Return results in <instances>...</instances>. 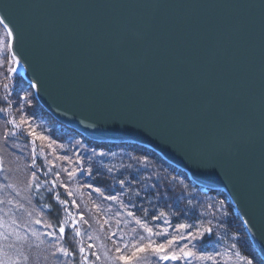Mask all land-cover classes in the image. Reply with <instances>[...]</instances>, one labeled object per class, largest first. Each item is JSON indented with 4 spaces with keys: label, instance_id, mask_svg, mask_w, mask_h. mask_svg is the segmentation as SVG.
Wrapping results in <instances>:
<instances>
[{
    "label": "water",
    "instance_id": "obj_1",
    "mask_svg": "<svg viewBox=\"0 0 264 264\" xmlns=\"http://www.w3.org/2000/svg\"><path fill=\"white\" fill-rule=\"evenodd\" d=\"M0 15L55 120L226 194L264 262V0H0Z\"/></svg>",
    "mask_w": 264,
    "mask_h": 264
},
{
    "label": "trees",
    "instance_id": "obj_2",
    "mask_svg": "<svg viewBox=\"0 0 264 264\" xmlns=\"http://www.w3.org/2000/svg\"><path fill=\"white\" fill-rule=\"evenodd\" d=\"M7 39L5 30L0 25V47L5 46ZM0 60L3 61L0 63V109H5L4 112H0V149L4 147L6 151L13 152L11 154L14 156L17 152L21 161L23 159L28 163L30 177L32 172H36L38 181L34 182L31 178L30 182L33 205L47 217L55 235L60 236L59 228L66 227L59 241L63 247L73 253L66 256L69 264H81L83 255H86L80 252L81 247L86 249L90 261L94 264H122L113 259L120 254L116 251L118 247L125 250L124 246L128 245L126 251H131L133 244L148 242L149 233L141 227V224H147L153 229L151 240L159 244L178 235L180 230L176 225L181 223L192 225L191 229L184 231L185 237L188 232L195 231L202 225L211 226L213 233L207 235L204 240H178L177 244L173 245V249L185 243L189 247L194 244L196 252L211 254L215 256V260L193 258L191 261H165L149 251L147 252L149 264H246V261L235 255L236 252L247 257L253 264H264L226 194L197 186L186 173L166 162L159 154L147 147L129 143H98L81 136L75 130L55 120L38 103L33 88L20 74L8 72L11 61L7 51ZM5 85H8L7 89ZM25 94H28L31 103L23 100ZM22 116L31 117L30 120H42L46 126L47 136L56 141L54 156H68L74 163L60 159L61 169L56 165L57 168L53 169L56 170L55 173L50 174L49 177L45 176L48 172L46 170L41 169V172L34 170L31 166V158H28L24 151L16 149L17 142L30 143L31 138L15 134L8 136L7 140L3 139L6 133L13 131L10 121L20 120ZM77 141L80 143L77 144ZM51 156L53 155L48 157ZM73 168L79 169L81 173L70 182L77 181L84 194V204L87 206L84 219L87 223L82 222L80 235H76V231L71 230L72 228H68L64 223L66 219H70L71 213L65 214L57 199L62 196L63 191H70V183L66 180L69 175L65 169L71 171ZM89 168L92 169L91 174L87 171ZM50 181L52 183L56 181V187L50 184ZM37 182L41 185L39 189L36 187ZM89 184L93 187H87ZM95 188H100L103 195L96 192ZM108 196H116L118 200L107 199ZM161 213L164 215L161 216ZM108 216L112 220L110 224H108ZM118 216L124 217L127 221L117 222ZM155 217L160 218L155 219ZM137 220L141 224H138ZM91 223L103 227L97 228V232L104 242V248L91 241L93 231ZM110 225L122 230L124 237L118 235L114 237ZM165 229H167L166 233ZM141 237L146 239L141 241ZM233 244L236 248L232 247Z\"/></svg>",
    "mask_w": 264,
    "mask_h": 264
},
{
    "label": "rangeland",
    "instance_id": "obj_3",
    "mask_svg": "<svg viewBox=\"0 0 264 264\" xmlns=\"http://www.w3.org/2000/svg\"><path fill=\"white\" fill-rule=\"evenodd\" d=\"M11 66L16 67V65ZM16 73L21 75L17 70ZM28 118L29 120L31 119V117ZM30 122L38 133L47 136V132H45L46 126L42 120L32 119ZM11 129L16 132V135L21 134V137L28 136L31 138L30 143L23 142L21 145L17 142L16 149L18 150L19 148L20 151L25 152L28 158H31V166L34 170H38L39 172H41V169L46 170L48 172H46L45 176L49 177L50 174L55 173L56 170L53 171V169H56L57 166L61 169V165L59 164L61 160L54 156L52 150L47 147V141L42 142L37 140L35 144H33L32 137L28 135L26 125L22 130H16L14 126ZM42 145L43 148L41 147ZM33 148L36 150L35 156L33 155ZM11 153L6 151L4 147L0 149V157H3L4 160L3 170H0V260H7L11 262V264H69L66 256L61 255L52 247L53 243L57 246H62L61 241H54L53 237L42 235L49 231L54 232V229L53 227L46 228L44 226L45 223H48L47 217L33 205L34 202L30 193L31 177L28 163L23 159L21 161L17 152L15 156ZM49 155L53 156L48 157ZM34 161L35 166H33ZM49 161L51 165H49ZM77 172V174L81 173L80 170ZM77 174L74 177L68 176V178H66L70 183V191L72 187V196H69L68 192L63 191L62 196L57 199H59V202L62 198L67 200V204L60 203L65 214L71 213L70 219H66V226L75 231L73 228V224L75 223V228L79 229L80 233H82L81 228H83V221L80 220V214H83L85 219L87 206L84 204V194L77 181H73V183L70 182L76 178ZM65 182L66 181H64V183ZM50 184L56 187V183L50 181ZM73 201H75V203H73ZM107 219L109 221L108 224H110V221H112L111 218L108 216ZM36 220H40L41 222L37 224ZM121 221L124 222L127 220L124 219V217L118 216L117 222ZM110 226L112 228V233H114V237L116 235L124 237L122 230H117V227ZM91 228H93L91 232V241L93 244L98 243L99 247L101 246L104 248V242L101 241L97 232V228L103 227L91 223ZM33 233H36V235H33ZM82 254H86L88 261H90V256L86 249ZM147 256V253L143 254L144 258L140 261V264H149ZM84 264H87V262H84Z\"/></svg>",
    "mask_w": 264,
    "mask_h": 264
},
{
    "label": "snow or ice",
    "instance_id": "obj_4",
    "mask_svg": "<svg viewBox=\"0 0 264 264\" xmlns=\"http://www.w3.org/2000/svg\"><path fill=\"white\" fill-rule=\"evenodd\" d=\"M0 25L3 26V28L5 30V35L8 38L6 45L4 47H0V57H3L4 53L7 51L8 55L10 56L11 65H19L21 63V56L15 50V40H16L15 28L10 24V22H8L6 20V18L3 15H0ZM2 62L3 61L0 60V63H2ZM11 65L8 67V72L9 73H15L16 68L12 67ZM31 87H36V85L33 84V85H31ZM5 88L7 89L8 85H5ZM23 100L28 102V103H31V101L29 100L28 94L24 95ZM4 111H5V109H0V112H4ZM10 123L14 126V129H16V130H22L24 128V126L27 125L28 135L30 137H32V143L35 144V142L37 140H40L42 142L47 141L48 142L47 147L49 149H51L53 153H55L56 149H55L54 145L56 144V141L52 140L50 136H46L42 133H38L36 131V129L33 127V125L31 124L28 117L22 116L19 121L13 119L12 121H10ZM15 134H16L15 131H9L8 133L5 134L3 139L7 140L8 136H14ZM79 143H80V141H77V144H79ZM41 147L43 148V145ZM61 147H63V145H61ZM32 151H33V155L35 156V154H36L35 148H33ZM101 155H103V153H101ZM57 158L61 159V160H68L70 163H74L71 160V158L68 156H60ZM49 163H50V161H49ZM3 165H4L3 157H0V170H3ZM33 166H35V161L33 163ZM65 171L68 172V175L70 177H74L77 174V171H79V169L73 168L71 171H68L67 169H65ZM87 171L89 174H91L92 169L89 168V169H87ZM31 178H32V181H34V182L38 181V177L36 175V172L31 173ZM53 183H56V181H53ZM121 183H123V181H121ZM40 186H41L40 183L37 182L36 183L37 189H39ZM87 187L92 188L93 186L91 184H89V185H87ZM65 188L67 189V185H65ZM95 191L99 192V193H101V195H103L100 188H95ZM68 195L71 196L72 192L68 191ZM106 198L111 199V200H118V197H116V196H108ZM60 203L61 204H67V201L61 200ZM73 203H75V201H73ZM222 204H223V202H221V205ZM129 215H132V213H129ZM160 215L163 216L164 213H161ZM159 218L160 217H155V219H159ZM80 220L84 221L83 214H80ZM40 222H41L40 220H36L37 224H39ZM84 222L87 223V221H84ZM64 223H67V220H65ZM137 223L141 224V222L139 220H137ZM166 223H167V221H166ZM44 226L46 228H52V225L48 224V223H45ZM141 227L147 233H149V237L147 238L148 242L147 243L138 242L136 244H133L131 246V251H126L129 247L128 245L124 246L125 250H121L118 247L116 249V251L120 254L118 256L114 257L113 258L114 260L120 261V262H122V264H140V261L144 258L143 254L147 253L149 251H151L156 256H158L160 259L165 260V261H168V260H171V261H179V260L191 261V259H193V258L200 259V260H213V261L215 260V256H213L211 254L196 252L194 250L195 249L194 244L191 247H189V245L187 243H185L183 245V247H178L176 249H173V245L177 244L178 240H185V239H188L191 241H195L197 239L204 240L207 235H210L213 233V229L211 226L203 227V225H202L199 229H196L195 231L188 232L187 237H185L183 234L184 231L191 229L192 225L184 224V223L178 224V225H176V227L180 230L179 234L172 236L171 239H167L164 243H159V244H157L151 240V235L154 234L153 229L151 227H149L147 224H141ZM73 228L76 231V235H80L79 229L75 228V223L73 224ZM65 231H66L65 228L63 226H61L59 228V233L61 234L60 236L55 235V233L53 231L43 233L42 235H47L49 237H53L54 241H59L62 238V235L65 233ZM164 232L166 233L167 229H165ZM155 234L156 235H163L164 233H155ZM33 235H36V233H33ZM113 235H114V233H113ZM144 239H146V238L141 237V241H143ZM52 247H54L56 249V251L59 252L63 256L73 255V253L69 252V250L63 246H57L55 243H53ZM232 247L236 248V245L233 244ZM170 249H172V250L169 251ZM80 252L84 253L85 249L83 247H81ZM235 255L238 256L239 259L246 261V264H253V262L251 260H248L247 257L241 256L239 252H236ZM84 262H87V264H93V262L88 261L87 255L82 257L81 264H84ZM0 264H11V262H9L7 260H0Z\"/></svg>",
    "mask_w": 264,
    "mask_h": 264
},
{
    "label": "bare ground",
    "instance_id": "obj_5",
    "mask_svg": "<svg viewBox=\"0 0 264 264\" xmlns=\"http://www.w3.org/2000/svg\"><path fill=\"white\" fill-rule=\"evenodd\" d=\"M167 162V161H166ZM172 165V164H171ZM174 166V165H173ZM175 167V166H174ZM177 168V167H176ZM182 171V170H181ZM191 180V179H190ZM193 182V181H192ZM194 183V182H193ZM195 184V183H194ZM244 224V223H243Z\"/></svg>",
    "mask_w": 264,
    "mask_h": 264
}]
</instances>
